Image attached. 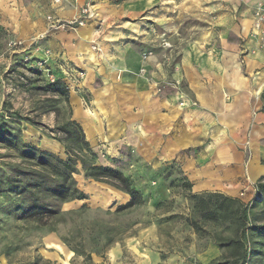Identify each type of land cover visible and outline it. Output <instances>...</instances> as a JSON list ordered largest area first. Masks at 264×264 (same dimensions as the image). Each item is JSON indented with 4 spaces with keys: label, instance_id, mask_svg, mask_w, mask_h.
Returning a JSON list of instances; mask_svg holds the SVG:
<instances>
[{
    "label": "crops",
    "instance_id": "0c3cea01",
    "mask_svg": "<svg viewBox=\"0 0 264 264\" xmlns=\"http://www.w3.org/2000/svg\"><path fill=\"white\" fill-rule=\"evenodd\" d=\"M41 1L0 0L3 22L43 32L49 14L70 19L86 4L93 11L85 25L49 33L33 53L69 82L72 119L96 154L125 151L153 168L174 162L196 193L252 198L264 179V49L250 33L264 0H49L44 17ZM18 8L31 17H17ZM189 18L200 23L194 33L185 32ZM177 78L180 91L169 84ZM23 131L31 144L62 147L31 125ZM95 188L105 203L129 199L88 183L89 194Z\"/></svg>",
    "mask_w": 264,
    "mask_h": 264
},
{
    "label": "rangeland",
    "instance_id": "374dc122",
    "mask_svg": "<svg viewBox=\"0 0 264 264\" xmlns=\"http://www.w3.org/2000/svg\"><path fill=\"white\" fill-rule=\"evenodd\" d=\"M38 7L44 17L50 12L49 0L41 1ZM18 9L22 14L17 17L24 13L31 17V10L26 13V8L23 12ZM2 17L0 264H264V187L258 188L259 182L254 186L257 198L196 193L174 162L153 168L142 157L125 151L123 155L96 154L91 146L86 154L73 134L64 133L72 129L69 123L74 121L69 82L33 53L37 43L59 30L42 32L23 22L5 23L6 14L0 11ZM198 24L189 18L183 24L185 32H196L192 27ZM178 58L175 56L172 63ZM238 64L243 66L242 61ZM77 77L81 76L77 73ZM53 83L63 87L50 86ZM169 84L179 91L183 87L180 78ZM262 91L260 109H264ZM25 125L48 138L61 139L62 147L54 151L38 143L30 145L23 131ZM63 143L75 162L76 186L86 198L62 202L34 189L33 198L58 210V214L41 221L30 219L24 213L32 200L22 187L32 179L37 181V173L53 185L56 175L49 163L55 156L66 158ZM41 150L49 151L43 156L47 164L35 156ZM26 151L34 156L25 155ZM81 160L120 171L138 192L137 203L125 206L129 199L105 203L96 188L89 194L88 183L124 191L86 178ZM216 193L238 202L225 201L227 209L218 210L212 197Z\"/></svg>",
    "mask_w": 264,
    "mask_h": 264
},
{
    "label": "trees",
    "instance_id": "16d2710c",
    "mask_svg": "<svg viewBox=\"0 0 264 264\" xmlns=\"http://www.w3.org/2000/svg\"><path fill=\"white\" fill-rule=\"evenodd\" d=\"M50 86L59 87L62 85L58 83H53ZM260 98L262 100L264 99V88L262 93L260 94ZM69 124L72 125V129L64 131L66 136H71L73 134L76 141L81 144V150L86 154H88V150L91 152L90 145L85 139L81 126L75 121H71ZM57 140L62 143L61 139ZM64 148L66 158H60L58 156H55L54 162L49 163V166L53 168L56 175V179L54 180L53 185L47 183L46 177L44 175L37 173V176L35 177L38 179L37 181H34L32 179V181H29L22 187L24 192L26 191L30 194V198L32 200L24 213L26 217L30 219L38 218V220L41 221L43 218H51L58 214V210L47 206L44 203H39L37 197L33 198L32 190L34 189H37L39 192H45L47 195L54 198L55 200H60L62 202L73 199L83 200L86 198V194L80 191L76 186V181L74 179L76 167L75 162H73L71 159L70 150L65 145ZM46 153H49V151L41 150L38 155H35L40 161H42V164H47V161L43 158ZM24 154L29 156L30 158L34 156L32 153L27 151L24 152ZM82 165L84 167V175L86 178H91L96 181L109 183L115 188H118L128 194L129 200L125 206H132L137 203L138 192L131 187L128 179L120 171L111 167L96 165L94 162H91L90 164H85L82 161ZM260 181H258L259 183L257 187L263 188L264 183H260ZM16 186H18V184ZM212 197L216 198L215 206H217L218 210L227 209V206L223 203L225 201L231 202L232 204H236L238 202L236 199L227 197L221 193H216L212 195ZM257 197L258 193L255 198Z\"/></svg>",
    "mask_w": 264,
    "mask_h": 264
},
{
    "label": "built area",
    "instance_id": "2783aa9c",
    "mask_svg": "<svg viewBox=\"0 0 264 264\" xmlns=\"http://www.w3.org/2000/svg\"><path fill=\"white\" fill-rule=\"evenodd\" d=\"M60 0H54V3H59ZM91 6L89 4L83 5L78 9L77 14L70 19H61L52 14L46 16L47 26L46 31L60 30V31H73L78 27L86 24L87 20L92 16ZM258 42V45L264 49V8L261 5L254 7L252 11V29L250 33ZM79 76H83V71H77ZM243 195V193H240ZM257 196L254 191L252 198Z\"/></svg>",
    "mask_w": 264,
    "mask_h": 264
}]
</instances>
